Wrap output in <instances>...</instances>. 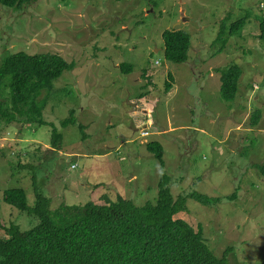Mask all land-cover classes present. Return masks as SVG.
<instances>
[{
  "label": "rangeland",
  "instance_id": "obj_1",
  "mask_svg": "<svg viewBox=\"0 0 264 264\" xmlns=\"http://www.w3.org/2000/svg\"><path fill=\"white\" fill-rule=\"evenodd\" d=\"M262 16L264 0L0 5V61L23 51L74 63L53 81L46 124L0 121V225L27 231L38 223L3 201L7 189H23L29 207L34 186L50 198V209L103 204L117 195L142 206L155 202L166 174L173 199L185 200L175 217L199 225L216 257L229 248L228 264H264V176L254 167L264 163ZM241 18L243 27L228 36ZM172 30L189 35L185 61L163 55L161 35ZM119 64L132 70L121 72ZM232 65L241 75L235 97L224 100L217 70ZM70 111L75 123L62 127ZM52 128L61 135L58 148L51 147ZM149 142L162 147V169ZM193 192L216 200L202 204Z\"/></svg>",
  "mask_w": 264,
  "mask_h": 264
},
{
  "label": "trees",
  "instance_id": "obj_2",
  "mask_svg": "<svg viewBox=\"0 0 264 264\" xmlns=\"http://www.w3.org/2000/svg\"><path fill=\"white\" fill-rule=\"evenodd\" d=\"M30 2L0 0V5L19 8ZM257 21V37L264 40V16ZM244 22L243 18L232 22L228 36L242 28ZM161 36L166 60L182 62L187 59L190 38L186 32L164 31ZM73 66L74 63L58 54L17 51L4 56L0 61V121L6 126L14 122L46 124L42 112L53 81ZM118 68L125 73L132 70L127 64H119ZM217 72L220 74V96L232 100L241 70L232 65ZM165 86L171 87L168 82ZM258 118L259 111L251 114L253 124ZM74 123L73 111H70L69 117L60 125L65 127ZM78 128L83 131L82 125ZM60 140L61 135L52 128L51 147L58 148ZM146 148L162 169L161 145L149 142ZM254 167L264 176V163ZM168 184L169 177L164 174L157 184L155 202H146L142 206L117 195L115 200L106 199L103 204L91 201L82 205L62 203L55 209H50V198L39 193L34 184L35 199L31 207L26 203L23 189H7L3 192V201L35 216L38 223L27 231H21L12 223L0 225V264H228L229 248L221 257H216L203 239L199 225L193 228L175 217L185 210V200L181 196L173 199ZM189 196L202 204L216 200L196 192Z\"/></svg>",
  "mask_w": 264,
  "mask_h": 264
},
{
  "label": "built area",
  "instance_id": "obj_3",
  "mask_svg": "<svg viewBox=\"0 0 264 264\" xmlns=\"http://www.w3.org/2000/svg\"><path fill=\"white\" fill-rule=\"evenodd\" d=\"M141 135L142 136H146L147 135V132H142Z\"/></svg>",
  "mask_w": 264,
  "mask_h": 264
},
{
  "label": "clouds",
  "instance_id": "obj_4",
  "mask_svg": "<svg viewBox=\"0 0 264 264\" xmlns=\"http://www.w3.org/2000/svg\"><path fill=\"white\" fill-rule=\"evenodd\" d=\"M257 87L255 85H253V90H256ZM142 132H146V131H142Z\"/></svg>",
  "mask_w": 264,
  "mask_h": 264
},
{
  "label": "crops",
  "instance_id": "obj_5",
  "mask_svg": "<svg viewBox=\"0 0 264 264\" xmlns=\"http://www.w3.org/2000/svg\"><path fill=\"white\" fill-rule=\"evenodd\" d=\"M257 97H254V99H256Z\"/></svg>",
  "mask_w": 264,
  "mask_h": 264
}]
</instances>
